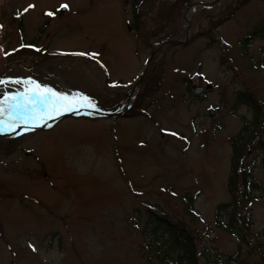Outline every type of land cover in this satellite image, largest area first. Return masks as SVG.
Segmentation results:
<instances>
[{
	"label": "rangeland",
	"instance_id": "rangeland-1",
	"mask_svg": "<svg viewBox=\"0 0 264 264\" xmlns=\"http://www.w3.org/2000/svg\"><path fill=\"white\" fill-rule=\"evenodd\" d=\"M63 1L71 7L69 11L53 18L45 16L47 7ZM137 2L138 8L134 7ZM236 2L223 0L219 7L198 14L193 11L189 16L193 37H202L197 31L208 27L219 41L214 39L210 47L204 41L191 48L183 45L168 55L177 54L180 59L173 62L204 75L213 84L207 97L190 95L187 85L180 84L183 79L176 74L170 79L173 70L163 66L153 68L154 78L145 83V90H153L152 95H145L152 119L136 116L96 123L67 118L51 132L38 133L25 142L0 138V264H152L154 219L166 216L171 221L180 218L197 229L206 238L205 247L215 245L221 255L240 250L243 260L264 261L259 255L264 251V196L259 195L264 190V148L251 159L245 156L257 163L254 173L260 191L254 193L256 200L233 198L228 186L230 141L241 130L243 120L254 114L245 105L234 112L237 91L249 89L264 107V46H260L263 52L258 49L264 42V1L251 0L238 14L229 13ZM186 3L0 0V62L3 56L11 59L1 63L0 102L5 96L19 95L22 104V94L31 82L68 96L82 90L95 96L89 100L82 95L97 109H117L123 94L133 86L127 89L118 84L136 82L144 71L142 60L151 52L146 42L150 29H158L165 37L185 35ZM224 15H231V21L215 27ZM138 16L150 25L141 23L134 35L132 26ZM245 36L253 37L249 46L244 45ZM23 39H36L49 52L46 56L10 55ZM6 65L9 71L2 73ZM162 81H169L170 91ZM10 88L12 91L6 90ZM211 104L220 108L214 117L207 111ZM33 111L39 112L41 120L58 115L48 116L41 104L35 110L29 108L26 115L20 109L11 111L13 117L7 110L3 120H21ZM162 132L166 134L162 136ZM181 134L189 137L190 145L184 136H176ZM248 151L245 146L242 154ZM228 203L229 211H251L254 223L244 242L250 240L252 249L247 243L243 244L248 248H240L232 235L213 226L218 207ZM147 211L153 219L143 233L140 227L150 219Z\"/></svg>",
	"mask_w": 264,
	"mask_h": 264
},
{
	"label": "trees",
	"instance_id": "trees-1",
	"mask_svg": "<svg viewBox=\"0 0 264 264\" xmlns=\"http://www.w3.org/2000/svg\"><path fill=\"white\" fill-rule=\"evenodd\" d=\"M248 105L251 107L260 108L257 99H250ZM264 131V125H262ZM260 121L257 117L252 122L245 125L243 133L240 137H236L233 141V158L231 163V172L229 176L228 186L233 198L238 199L240 196L244 199H249L252 193L259 188L257 182L253 180L254 167L248 163L245 156H250L256 148L263 147L264 136L260 134ZM258 137V138H257ZM253 146L247 153H243V147ZM241 189V190H240ZM239 192V194H237ZM229 203L219 207L216 215L217 224L222 227L227 233H235L238 243L243 248L244 237L238 233L236 225L238 218L237 211H227ZM153 219V218H152ZM155 227L152 233L155 250L161 264H199L200 259L205 257L196 242L198 236L194 233L188 224L171 222L167 218L156 217L154 219ZM242 236V237H240ZM247 245L249 243L247 242ZM241 251L236 256H232L231 260H236L241 257ZM264 257V254H262ZM164 262V263H163Z\"/></svg>",
	"mask_w": 264,
	"mask_h": 264
},
{
	"label": "snow or ice",
	"instance_id": "snow-or-ice-1",
	"mask_svg": "<svg viewBox=\"0 0 264 264\" xmlns=\"http://www.w3.org/2000/svg\"><path fill=\"white\" fill-rule=\"evenodd\" d=\"M67 8V5L63 6ZM48 15H53V13H48ZM20 83V81H15ZM0 83H4L0 81ZM28 90L22 94L23 103H19L21 96H5V102H11L9 111L16 112L20 109H23L24 112H27L29 108L35 110L38 105H44L46 109V114L52 116L55 114H62L65 111H75L77 106L79 107H94V105L88 100L87 97H70L65 94L57 93L51 89L41 88L39 84H31ZM35 98V99H34ZM6 109L2 104H0V134H3L5 131H15L18 124H7L5 125L4 116ZM43 117L39 112L33 111L30 116L25 117L21 123L28 124L31 123L33 127L41 126L39 121Z\"/></svg>",
	"mask_w": 264,
	"mask_h": 264
}]
</instances>
